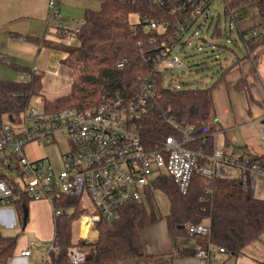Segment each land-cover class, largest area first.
<instances>
[{
  "label": "trees",
  "instance_id": "trees-1",
  "mask_svg": "<svg viewBox=\"0 0 264 264\" xmlns=\"http://www.w3.org/2000/svg\"><path fill=\"white\" fill-rule=\"evenodd\" d=\"M98 1L101 3L99 9L86 10L85 23L77 35L78 43L32 38L40 45L65 51L62 63L70 69L72 76L69 93L54 100L44 96L48 111L64 108L82 110L102 102L106 97L130 98L137 90L139 78L150 73V65L144 55L155 49L149 42L154 32L141 25L134 34L131 14L148 12L152 16L160 12L159 8L149 0ZM223 2L225 12L236 23L246 18L249 6L257 7L261 20L254 27L260 25L263 30L258 39L253 37L246 41L248 47L243 57L250 58L259 49L264 54V0ZM247 30L240 32L242 37ZM26 70L29 71V68L22 69ZM41 78L39 72L29 82L0 80V125L11 114L23 109L34 95H44ZM215 83L177 89L166 87L159 78L156 103L142 118L140 125L146 147L158 148L168 136H181L178 126H192L189 132L192 138L186 145L201 153V165L208 164L209 156L215 150V135L224 130L213 99ZM246 92L252 99L251 92L248 89ZM249 162L264 167V154L250 156ZM154 189L161 190L169 199L170 207L165 219L173 236L190 235L187 230L189 224L207 222L210 225L209 235H190L198 238L200 247L213 242L237 256L246 245L264 233V197L256 196L250 187L245 188L241 175L206 176L196 171L188 192L184 194L173 177L164 173L156 177ZM153 194L151 189L145 199L126 203L115 219L102 217L97 224L95 241L81 239L78 242L73 241V222L85 213L82 200L77 196L57 195L54 203L62 212L54 217L53 243L59 250L49 252L47 264H72L67 251L75 243H88L93 247L91 264H123L138 258H144L146 264H165L162 255L145 253L142 239V231L162 218L152 209ZM30 199L29 195H23L19 200L25 207L24 212ZM146 200L150 201L151 209ZM91 233L93 238L96 233L94 226ZM17 243L18 235L5 234L0 229V264L11 262Z\"/></svg>",
  "mask_w": 264,
  "mask_h": 264
},
{
  "label": "built area",
  "instance_id": "built-area-1",
  "mask_svg": "<svg viewBox=\"0 0 264 264\" xmlns=\"http://www.w3.org/2000/svg\"><path fill=\"white\" fill-rule=\"evenodd\" d=\"M213 0H149L160 12H134V31L138 27L154 32L149 42L154 50L144 55L150 65V73L144 74L137 82V90L130 98L106 97L102 102L85 109L64 108L48 111L42 99V107L31 101L18 113H13L0 125V203L20 200L23 195L33 199L46 198L53 206L54 217L62 212L54 201L59 194L77 196L82 200L85 213L82 221L95 229L102 217L112 220L120 215L122 206L130 201L145 199L149 190L154 189L155 179L160 174L173 177L182 193H187L196 171L206 176L228 175L226 165L237 168L245 188L255 193L260 182H264V167L251 164L249 157L233 152L229 146L215 147L210 162L199 163L201 153L186 145L191 140L192 126L181 128V136H168L160 147H146L141 134V120L156 103V85L159 78L169 88H185L179 84H165L163 67H183L184 61L173 49L178 44H191L184 36L198 19L207 13ZM50 23L57 24V38L72 40L77 37L85 21L59 20L58 0H49ZM131 14V15H132ZM258 27L248 29L243 38H259ZM0 62L12 64L11 56L0 52ZM37 69L26 72L22 81L29 82L38 74ZM198 86V85H196ZM195 87V86H192ZM35 96V95H34ZM33 98V97H32ZM264 119V116L262 117ZM256 123V121H254ZM264 138V123L261 127ZM64 138L68 148L61 153L63 167L59 170L47 157L32 158L27 146L31 143L47 145ZM84 198L92 202L87 206ZM190 235H209L211 227L207 222L189 224ZM88 241V240H87ZM37 244L32 242L31 247ZM59 248L51 244L50 251ZM31 249H25L29 255ZM229 251L221 245L208 242L196 251L200 263L208 264L214 253L225 255ZM67 254L72 264L90 262L94 249L88 243H75Z\"/></svg>",
  "mask_w": 264,
  "mask_h": 264
},
{
  "label": "crops",
  "instance_id": "crops-1",
  "mask_svg": "<svg viewBox=\"0 0 264 264\" xmlns=\"http://www.w3.org/2000/svg\"><path fill=\"white\" fill-rule=\"evenodd\" d=\"M58 7L59 20L75 19L78 22L84 20L86 10L90 8L85 0H58ZM49 9V0H0V52H6L11 56L13 63L10 65L17 70L37 69L42 75L44 93L42 99L45 96L47 99L54 100L70 92L72 76L70 69L62 63L66 56L65 51L43 46L32 40V38L58 39L57 24L50 23L51 9L50 11ZM260 20L259 13L253 21L243 19L239 22L241 31L256 26ZM243 59L244 57H241L226 67L221 72L220 78L214 81L216 82L213 89L215 109L224 127L223 131L215 135V147L227 145L233 152L250 157L264 153H251L246 156L236 152L227 133L240 125L257 126L258 122L264 123L262 118L264 90L261 81L256 75H253L254 78L250 75V79H245L240 87L241 81L249 74L251 68L249 64L241 65ZM223 72L225 73L222 76ZM246 89L251 92L252 99H249ZM262 193H264V182L259 183L254 194L264 197L261 196ZM24 208L19 200L0 203V229L5 234L18 235L15 256L9 264H44L51 246L44 244L53 243L55 236L53 206L46 198H32L28 201L26 212ZM167 213L142 231L145 253L162 255L165 264H202L196 256V251L200 247L198 238L190 235L173 236L165 219ZM25 216L26 225L24 224ZM76 223L79 222L73 223V232ZM82 226L83 229L80 225L79 238L75 239L73 236V241L78 242L81 239L95 241L98 234L97 228L92 238L91 228ZM30 232H34L40 239L36 247H31L32 242L28 240ZM86 233L88 236H85ZM28 248L31 249L30 254L24 255L23 251ZM123 264H146V261L144 258H138ZM208 264H264V233L259 239L246 245L239 255L234 256L229 252L225 255L214 253Z\"/></svg>",
  "mask_w": 264,
  "mask_h": 264
},
{
  "label": "rangeland",
  "instance_id": "rangeland-1",
  "mask_svg": "<svg viewBox=\"0 0 264 264\" xmlns=\"http://www.w3.org/2000/svg\"><path fill=\"white\" fill-rule=\"evenodd\" d=\"M85 1L88 7L92 9H99L101 7V3L98 0ZM246 11L247 16L245 19L249 22L258 16V9L255 5L249 6ZM131 20H137L135 14L131 15ZM258 29L262 31L263 26L259 25ZM240 32L241 24L230 19V16L225 12L223 0H213L207 13L198 19L196 27H193L184 36V41L191 40L192 43L184 47L178 44L173 49V52L179 54L184 61V66H162L164 83L175 86L179 84L181 87L211 85L215 80L220 78L221 72L226 67L232 65L233 62L243 57L246 53L245 40ZM66 42L76 44L78 43V38L66 40ZM260 50L252 53L250 58H244L241 61V65L243 63V66L245 64L251 66L249 76L246 75L243 80L250 79V75H256L261 81V86L264 90V54H261ZM25 78L26 73L22 70H17L13 65L0 62V80L22 81ZM31 104L41 108L42 96H33ZM256 125H240L234 130L227 132L233 149L236 152H241L246 156L251 155V153H264V138L261 129L263 123L258 122ZM26 148L32 158L47 157L56 169L59 170L63 167L61 153L67 150L68 145L64 138H61L59 142L53 144L39 145L37 143H31ZM225 169L228 175H240V171L235 167L226 165ZM261 196H264V193ZM84 202L88 207H91L92 202L89 199L84 198ZM151 202L153 208L149 200H146L147 206L150 209H154L159 216L165 215L169 211V199L161 190H154ZM80 218L81 216L75 221L79 222ZM81 227L83 229L82 225ZM81 227L79 223L74 224L73 236L75 239L79 238ZM28 240L35 243L40 242L39 237L34 232L28 233ZM51 244L52 242H49L44 245L50 246ZM82 264L91 263L86 262Z\"/></svg>",
  "mask_w": 264,
  "mask_h": 264
},
{
  "label": "bare ground",
  "instance_id": "bare-ground-1",
  "mask_svg": "<svg viewBox=\"0 0 264 264\" xmlns=\"http://www.w3.org/2000/svg\"><path fill=\"white\" fill-rule=\"evenodd\" d=\"M81 223H82V225H85V226L87 227V229H90V228H92V226H93V225H89V224H87V223L85 222V220H83ZM85 236H88V233H86Z\"/></svg>",
  "mask_w": 264,
  "mask_h": 264
},
{
  "label": "water",
  "instance_id": "water-1",
  "mask_svg": "<svg viewBox=\"0 0 264 264\" xmlns=\"http://www.w3.org/2000/svg\"><path fill=\"white\" fill-rule=\"evenodd\" d=\"M26 222H27V220H26V216H25V218H24V224L26 225Z\"/></svg>",
  "mask_w": 264,
  "mask_h": 264
}]
</instances>
